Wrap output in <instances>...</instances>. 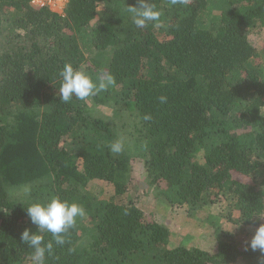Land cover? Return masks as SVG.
Here are the masks:
<instances>
[{"label":"trees","instance_id":"obj_1","mask_svg":"<svg viewBox=\"0 0 264 264\" xmlns=\"http://www.w3.org/2000/svg\"><path fill=\"white\" fill-rule=\"evenodd\" d=\"M149 2L162 15L141 29L128 11L138 0H68L62 13L0 0V264H34L21 240L38 231L26 208L54 196L86 215L63 245L38 233L53 244L45 264H264V252L233 238L209 251L172 247L166 224L122 201L143 160L171 205L202 207L225 192L240 229L264 224V0ZM68 63L115 84L65 103Z\"/></svg>","mask_w":264,"mask_h":264},{"label":"clouds","instance_id":"obj_2","mask_svg":"<svg viewBox=\"0 0 264 264\" xmlns=\"http://www.w3.org/2000/svg\"><path fill=\"white\" fill-rule=\"evenodd\" d=\"M138 2L139 7L129 6L128 8V11L133 14L135 26L143 29L149 23H159L162 13L156 5L150 3L149 0H138ZM171 2L176 4L183 2V0H171ZM60 76L62 82L59 88V99L65 103L70 102L73 97L86 100L90 96L107 91L109 87L115 84V78L110 73H102L99 77L93 79L91 75L74 68L70 63L64 65ZM160 100L163 103L166 101V97H161ZM145 119H150V117H145ZM123 149V140H118L110 145V151L113 153H120ZM24 190L25 192L30 191L27 187ZM26 211L31 223L38 227L37 232H31L30 229L26 228L21 234V240L34 250L32 257L34 264H45L46 255H51L53 251L52 242L45 244L43 236L38 233H51L55 243L63 245L66 234L76 226L77 218L86 215L83 205L78 202L62 200L56 196L43 204L33 203L26 208ZM247 246L252 251L260 250L264 252V224L256 229Z\"/></svg>","mask_w":264,"mask_h":264},{"label":"rangeland","instance_id":"obj_3","mask_svg":"<svg viewBox=\"0 0 264 264\" xmlns=\"http://www.w3.org/2000/svg\"><path fill=\"white\" fill-rule=\"evenodd\" d=\"M258 35H260L258 36L259 40L255 44L262 49L264 47V33ZM102 110L110 112L112 108L103 107ZM95 182L93 190L102 189L106 194L114 193L110 185ZM132 183L135 185L130 186L122 201L133 200V203L144 211L148 219L166 224L172 232L170 238V246L172 247H200L209 251L213 250L219 241L229 242L233 238L243 249L257 229L252 228L248 232L243 231L228 218L231 211L233 215L236 213L233 207L235 200L225 192L216 195L214 198L216 202L202 205V207L191 208V206L171 205L166 199L157 195L156 188L145 173L143 160L134 167ZM235 264L246 263L239 260Z\"/></svg>","mask_w":264,"mask_h":264},{"label":"built area","instance_id":"obj_4","mask_svg":"<svg viewBox=\"0 0 264 264\" xmlns=\"http://www.w3.org/2000/svg\"><path fill=\"white\" fill-rule=\"evenodd\" d=\"M68 0H34V4L38 6H48L52 10L62 13ZM58 7V9H56Z\"/></svg>","mask_w":264,"mask_h":264}]
</instances>
